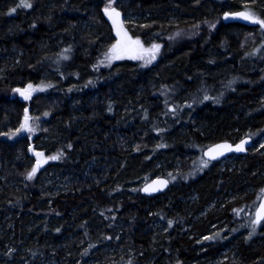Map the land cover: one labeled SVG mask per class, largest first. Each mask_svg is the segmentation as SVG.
I'll list each match as a JSON object with an SVG mask.
<instances>
[{
  "label": "trees",
  "instance_id": "trees-1",
  "mask_svg": "<svg viewBox=\"0 0 264 264\" xmlns=\"http://www.w3.org/2000/svg\"><path fill=\"white\" fill-rule=\"evenodd\" d=\"M107 5L142 18L125 28L144 46H159L150 65L110 61ZM233 13L264 21V0H0V224L8 227L0 264L18 257L37 264L51 251L59 258L80 241L111 240L116 224L122 252L106 259L115 264L212 261L226 244L195 237L218 221L248 232L233 235L230 264H264V221L253 230L234 215L264 187V146L180 178L173 191L148 198L138 190L164 168L186 174L208 145L244 136L255 143L264 134V26L222 21ZM26 85L44 90L25 101ZM22 113L34 130L10 139ZM29 147L58 158L27 180ZM51 170L71 184L44 191ZM160 196L169 205L147 217L140 202ZM182 196L189 201L181 204ZM156 218L163 233L150 226Z\"/></svg>",
  "mask_w": 264,
  "mask_h": 264
},
{
  "label": "rangeland",
  "instance_id": "rangeland-1",
  "mask_svg": "<svg viewBox=\"0 0 264 264\" xmlns=\"http://www.w3.org/2000/svg\"><path fill=\"white\" fill-rule=\"evenodd\" d=\"M106 7L109 8V5H107ZM111 7H115V6L111 5ZM241 14L249 16V19H245L244 15H241ZM230 16L232 18L230 21L246 23L249 25L254 24V22H252V17L248 13L247 14L246 13H239V14L233 13ZM139 20H142V18L138 15L131 14V13H127V14L121 13V19H120L121 22L119 21L118 23L120 35L117 34L118 33L117 31H114L115 41L113 45H116L118 41H120L122 46L126 45L129 49H135V50L122 52L120 54V58H111L110 59L111 62L128 60V61L139 63L141 66H148L152 63V61L154 60L153 56L155 57V53L157 52L158 49L155 51H150L153 49V45L144 46L139 39L131 37L127 29L125 28V25L127 23L136 24ZM125 33L127 34L126 37L124 35ZM137 40L139 41V46L131 44V41H137ZM113 45L110 47L108 51L109 57L112 55L110 50L112 49ZM43 90L44 88L41 85H26L20 91V93L25 95L26 96L25 101H28L32 96L42 92ZM263 97L264 95H262L261 98ZM34 127L35 125H34V122L31 116L25 113H22V117H21L18 129L15 130V132L9 138L14 139V138L21 137V136H28L34 130ZM263 146H264V134L261 135L259 139H257V141L253 144V146L250 148L249 151L250 152L259 151ZM27 153L33 159L32 168L29 171V173L32 172L33 168L36 169L31 179H34L37 173L43 170L44 168H46V166L50 164V162L56 160V159H50V157H56V156H52V155L47 156L44 154V152L35 150L33 147H29ZM37 154H40V155H37ZM234 160H235L234 156H229L220 162V167L231 166ZM190 165L191 166L186 171V174H183L184 172L182 171L183 168L177 169V171L175 172L174 171L172 172L171 170L164 168L158 172H155L151 179L156 178V177H166L170 182V187H171L170 190L173 191L174 189H177L179 185L181 184L179 180L180 178L182 180H185V182L186 181L188 182L189 179L195 178L197 175L201 174L205 170H208L210 167L209 166L210 164L206 162L204 159H202L200 154L198 158L191 161ZM159 167H156V169H159ZM29 173H27L25 177L27 180H30L28 179ZM71 182L72 180L69 175L51 170L42 179L39 186L40 188L44 189V191L56 192L59 190L61 191L65 186L71 184ZM143 184H144L143 182H140L139 188ZM263 192H264V187L258 190L254 194L253 199L251 200L249 204H247L240 210L235 211L234 215L236 217V221H238L239 226L241 224H244L243 222H245V224L248 223V225L251 226L253 230H256L257 228L260 227L261 224L256 225L253 222V213H254V209L258 201V198ZM168 198L169 196H160L158 198L153 199L151 202H140V206L142 207V212L146 214L147 217H154L156 215V211L158 207L169 205L170 200ZM178 201L182 204V203L188 202L189 199L185 196H182ZM189 203H192V202H189ZM212 209H213L212 205L206 207L199 214H197L196 217L195 216L192 217L193 220H196L198 217H203L206 213H209L210 211H212ZM1 225L2 224H0V234L1 233L4 234L7 231L8 227L6 226V228H3L2 227L3 225L2 226ZM150 226L159 233H163L165 230V225L162 222V220H160L159 218H156L150 224ZM121 227L122 226H120V224H116L115 226L116 230H114L116 234L111 240L109 239L103 240V239L98 238L94 240L93 243L91 244L80 241L76 246H74V250H72V253L68 252L65 255H62L59 253L60 257L55 258L54 255L57 252L54 253L53 251H51L47 253L45 257L39 259L37 264H115V261H114L115 257H111L110 260H106V259L109 258L108 256H113L114 254L116 256L121 255L122 249L121 247L117 246L119 242L121 241V239L123 238L121 234L122 232ZM233 235L235 236V238L237 237L245 238L248 236V232H246L245 230H239L236 234L234 232L232 233L230 228L225 224L224 221H218L216 223L210 224L208 228V235L203 236V237H195V240L201 243V242L206 241V239L221 238L222 240L221 242H223L226 245H224L223 250L217 254L214 260L205 261L202 259L196 264H230L234 257V251H233L234 247L231 244L235 241V238L233 237ZM59 243L60 242H57L54 245V247L56 248V250L61 251L64 249V244H61V243L59 244ZM21 249H23V247H21ZM76 252L78 253L77 258L74 257V254H76ZM125 254L127 255V257L130 258V260L133 259V256H132L133 253H131L130 250H127ZM20 255L21 256L23 255L22 252ZM33 260L30 259L29 257L28 258L18 257V259L15 260V262L13 263L10 262V263L12 264H32Z\"/></svg>",
  "mask_w": 264,
  "mask_h": 264
},
{
  "label": "water",
  "instance_id": "water-1",
  "mask_svg": "<svg viewBox=\"0 0 264 264\" xmlns=\"http://www.w3.org/2000/svg\"><path fill=\"white\" fill-rule=\"evenodd\" d=\"M106 8L107 7L102 9V14L104 15L106 21L113 27L114 31L118 32V23L121 19L120 12L115 7H110L108 8V13H106ZM112 10L118 12L119 16L116 17ZM231 19L232 18L229 14H224L222 16L223 22H228ZM253 144L254 141L250 136H244L234 143L228 141H220L205 147L201 152V156L207 162L217 163L224 160L228 156H245L253 146ZM223 145H227L228 147H218ZM238 146L241 150H237ZM169 186L170 183L165 177H156L141 185V187L139 188V194L143 197H154L163 194L166 190H168ZM145 189H147V191ZM262 206H264V192L258 198L253 213V222L256 225H259L264 221V207ZM258 214L261 215L258 217Z\"/></svg>",
  "mask_w": 264,
  "mask_h": 264
},
{
  "label": "snow or ice",
  "instance_id": "snow-or-ice-1",
  "mask_svg": "<svg viewBox=\"0 0 264 264\" xmlns=\"http://www.w3.org/2000/svg\"><path fill=\"white\" fill-rule=\"evenodd\" d=\"M22 6H24V7H30V4L23 3ZM110 7H111V5H109V8H110ZM105 11H106V13H108V8H106ZM112 12L114 13V15H115L116 17L119 16V13H118V12H115V10H112ZM241 15H244V14H241ZM110 16H111V14H110ZM244 18H245V19H249V16L244 15ZM252 22H254V23H260L262 26H264V21H260V20H257V19H255V18H252ZM117 34L120 35L119 30H118V33H117ZM124 35H125V37L127 36L126 33H125ZM131 44L139 46V41H138V40H137V41H131ZM158 47H159L158 45H153V49L150 50V51H155V50L158 49ZM134 50H135V49H129L126 45H125V46H122L121 42L118 41V43H117L116 45H113L112 49L110 50V52L112 53V55L109 57V59H111V58H120V54H121L122 52H126V51H134ZM153 58H154V56H153ZM206 98H207V97H206ZM218 147H228V146H227V145H223V146H218ZM237 150H241V149L239 148V146H238V149H237ZM37 155H40V154H37ZM57 158H58V157H50V159H57ZM35 171H36V169L33 168L32 172L29 173V175H28V179H31V178H32V176L34 175ZM145 190L147 191V189H145ZM262 207H264V206H262ZM260 215H261V214H258V217H259Z\"/></svg>",
  "mask_w": 264,
  "mask_h": 264
},
{
  "label": "flooded vegetation",
  "instance_id": "flooded-vegetation-1",
  "mask_svg": "<svg viewBox=\"0 0 264 264\" xmlns=\"http://www.w3.org/2000/svg\"><path fill=\"white\" fill-rule=\"evenodd\" d=\"M207 162V161H206ZM209 164H212V163H210V162H208ZM169 181V180H168ZM170 183V182H169Z\"/></svg>",
  "mask_w": 264,
  "mask_h": 264
},
{
  "label": "bare ground",
  "instance_id": "bare-ground-1",
  "mask_svg": "<svg viewBox=\"0 0 264 264\" xmlns=\"http://www.w3.org/2000/svg\"><path fill=\"white\" fill-rule=\"evenodd\" d=\"M121 22V21H120ZM24 125V124H23Z\"/></svg>",
  "mask_w": 264,
  "mask_h": 264
}]
</instances>
